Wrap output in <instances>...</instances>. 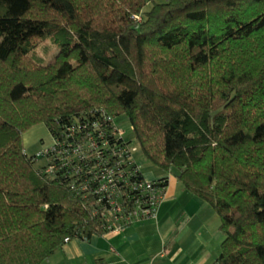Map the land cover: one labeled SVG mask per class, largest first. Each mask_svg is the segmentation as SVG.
I'll list each match as a JSON object with an SVG mask.
<instances>
[{"label":"trees","instance_id":"16d2710c","mask_svg":"<svg viewBox=\"0 0 264 264\" xmlns=\"http://www.w3.org/2000/svg\"><path fill=\"white\" fill-rule=\"evenodd\" d=\"M119 116L163 186L174 173L218 213L212 264H264V0H0V264L108 232L80 188L92 165L47 174L23 136L127 146L106 133Z\"/></svg>","mask_w":264,"mask_h":264},{"label":"crops","instance_id":"0c3cea01","mask_svg":"<svg viewBox=\"0 0 264 264\" xmlns=\"http://www.w3.org/2000/svg\"><path fill=\"white\" fill-rule=\"evenodd\" d=\"M23 137L27 148L32 140ZM167 176L156 218L89 240L72 239L43 264H212L221 252L218 213L184 189L176 176Z\"/></svg>","mask_w":264,"mask_h":264},{"label":"built area","instance_id":"2783aa9c","mask_svg":"<svg viewBox=\"0 0 264 264\" xmlns=\"http://www.w3.org/2000/svg\"><path fill=\"white\" fill-rule=\"evenodd\" d=\"M116 123L114 121L111 130L106 133L114 137L115 142H128L127 146H111L110 141L106 140L101 147L89 133L86 141L67 142V139L62 141L53 138L50 146L34 153L36 158L41 157L46 161L41 167H44L42 169L47 174L57 175L56 170L65 166L71 170L68 177L73 178V181L82 177V170L78 168L80 162L92 165L93 169L86 180L92 184L96 183V186L93 189L89 188L91 184L88 186L87 183H82L80 188L88 190L85 192L86 196L93 195L96 198L108 232L119 231L126 226L156 218L167 188L162 185L160 178L149 179L144 175L135 158L137 147L134 146L133 140L124 136L125 130ZM94 132L102 137L107 136L101 126H95ZM110 154L119 157L117 165L110 163ZM97 168L99 173L93 174ZM138 174H141L139 180L135 179ZM70 240L67 237L65 242Z\"/></svg>","mask_w":264,"mask_h":264},{"label":"rangeland","instance_id":"374dc122","mask_svg":"<svg viewBox=\"0 0 264 264\" xmlns=\"http://www.w3.org/2000/svg\"><path fill=\"white\" fill-rule=\"evenodd\" d=\"M157 1H165V0H157ZM151 7V6H150ZM135 19H141L139 15H136ZM58 52V47L55 46V44L51 41L48 40L46 42H43L38 48H37V53L44 59L46 63H51L54 62L55 57ZM119 127L123 128L125 130V137H128L129 139L133 140L134 146L137 147V150L135 151V158L137 159L138 163L141 166L142 171L144 174L149 177V176H161L165 175L166 173L163 172L160 168H158L156 165H154L150 160H148L145 155L143 154L140 145L136 141L134 131L132 129L130 121L123 117L119 116L117 121H116ZM32 140V143L27 146L26 150L33 154V153H38L42 149L50 146L53 142V137L50 134V132L47 130V127L36 125L30 128L28 131L25 132V140L30 141ZM25 146V145H24ZM46 161L45 160H40L37 166H42ZM174 174V173H173ZM173 174H169L170 176H174ZM175 177V176H174ZM220 242V250H221V244L222 241L224 240V235L222 233V238Z\"/></svg>","mask_w":264,"mask_h":264}]
</instances>
